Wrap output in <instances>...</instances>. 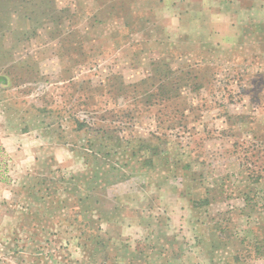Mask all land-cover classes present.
Returning a JSON list of instances; mask_svg holds the SVG:
<instances>
[{"label": "rangeland", "instance_id": "374dc122", "mask_svg": "<svg viewBox=\"0 0 264 264\" xmlns=\"http://www.w3.org/2000/svg\"><path fill=\"white\" fill-rule=\"evenodd\" d=\"M0 125V263L264 264V0H0Z\"/></svg>", "mask_w": 264, "mask_h": 264}, {"label": "crops", "instance_id": "0c3cea01", "mask_svg": "<svg viewBox=\"0 0 264 264\" xmlns=\"http://www.w3.org/2000/svg\"><path fill=\"white\" fill-rule=\"evenodd\" d=\"M5 127L3 125H0V210L1 212H4V215H1L0 213V217H6L7 218V212L9 213L10 209L8 208H4L3 207H7V205H4L8 200H9V193H7L5 188H9V186H7L6 184V178L3 177L2 175L6 174H12L13 172H20L22 170H24L22 172V177L24 178H30V177H34V171L32 172V170H34V162L36 161V157H35V144L36 142H38L37 144L40 145V138H37V136H35L34 134H30V133H23L22 134H18L15 135L14 137L12 136H5V133H2L1 131L4 129ZM6 169L8 170V172L6 171ZM32 172V174L30 173ZM14 182V181H12ZM18 184V183H17ZM20 184V182H19ZM17 209L21 210V207L19 208V206L15 207ZM12 210V209H11ZM25 213L23 212L22 215H24ZM9 222V219H4L2 221H0V224H3L2 222ZM27 221L29 223L24 222V220H22L21 222H23V224H29V225H33L36 224V220L33 219V217H30L27 219ZM5 224V223H4ZM9 238L7 236H3L2 237V241L6 242ZM117 249H116V262L118 263H114V264H135L136 263V258L138 256L140 257H144V264H147L146 260L148 259V257H150L149 255L146 254H142L140 253V250L136 249V248H131V243L130 241L127 242H122L119 241L117 244ZM92 248H89L88 251L91 252ZM15 255V253H14ZM16 257H19L20 255H15ZM0 264H3V262H1ZM72 264V263H70Z\"/></svg>", "mask_w": 264, "mask_h": 264}]
</instances>
